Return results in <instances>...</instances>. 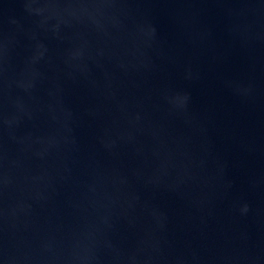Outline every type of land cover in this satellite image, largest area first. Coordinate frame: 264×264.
Segmentation results:
<instances>
[{
    "label": "water",
    "instance_id": "water-1",
    "mask_svg": "<svg viewBox=\"0 0 264 264\" xmlns=\"http://www.w3.org/2000/svg\"><path fill=\"white\" fill-rule=\"evenodd\" d=\"M0 264H264V0H0Z\"/></svg>",
    "mask_w": 264,
    "mask_h": 264
}]
</instances>
